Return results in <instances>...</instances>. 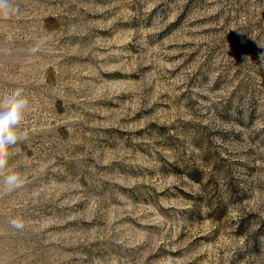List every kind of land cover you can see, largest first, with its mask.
<instances>
[{"label":"rangeland","instance_id":"374dc122","mask_svg":"<svg viewBox=\"0 0 264 264\" xmlns=\"http://www.w3.org/2000/svg\"><path fill=\"white\" fill-rule=\"evenodd\" d=\"M14 4L0 264H264V0Z\"/></svg>","mask_w":264,"mask_h":264},{"label":"clouds","instance_id":"9594fccd","mask_svg":"<svg viewBox=\"0 0 264 264\" xmlns=\"http://www.w3.org/2000/svg\"><path fill=\"white\" fill-rule=\"evenodd\" d=\"M18 12L14 0H0V19L10 18ZM43 41L38 42L30 49L31 53H36ZM262 45V44H261ZM264 46V45H262ZM264 61V53L261 54ZM29 110V99L23 94L22 89H15L9 93L0 95V190L13 192L23 186V177L15 172L6 173L8 167L9 149L19 141L27 139V134L20 131V125ZM10 224L15 229H22L23 223L19 219H12Z\"/></svg>","mask_w":264,"mask_h":264}]
</instances>
